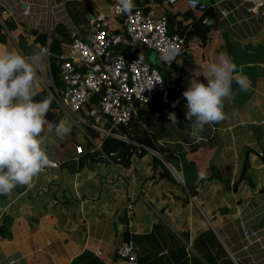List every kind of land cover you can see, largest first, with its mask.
<instances>
[{"label":"crops","instance_id":"obj_1","mask_svg":"<svg viewBox=\"0 0 264 264\" xmlns=\"http://www.w3.org/2000/svg\"><path fill=\"white\" fill-rule=\"evenodd\" d=\"M199 1L204 12L189 9L187 0H134L166 14L170 32L185 38L170 64L126 38L119 51L170 74L166 90L182 92L227 54L237 66L234 75L246 76L250 87L243 91L234 80L226 118L202 130L186 120V101L165 91L144 107L151 117L139 114L128 127L114 128L117 138L108 134L106 117H89L90 105L78 118L61 111L54 94L62 82L52 67L67 58L70 31L87 37L99 13L110 15L112 0H0V47L39 56L35 99L52 98L43 135L57 164L0 195V264H236L233 258L264 264V162L249 150L264 151V14L246 11L258 0ZM27 5L32 10L23 16ZM122 29V18H112V33ZM54 118L71 123L63 139L47 131ZM136 137H148L160 152ZM110 139L117 145L112 157L102 150ZM247 153L252 166L233 190ZM243 228L256 231L259 241L247 239ZM123 243L136 252L135 262L117 257Z\"/></svg>","mask_w":264,"mask_h":264},{"label":"built area","instance_id":"obj_2","mask_svg":"<svg viewBox=\"0 0 264 264\" xmlns=\"http://www.w3.org/2000/svg\"><path fill=\"white\" fill-rule=\"evenodd\" d=\"M187 4L191 10L200 12L206 10V5L199 0L194 4L187 0ZM109 9L110 15L99 13L91 21L87 37L76 29L70 31L68 56L59 66L62 89L56 91L54 95L61 111L77 118L79 112L90 105L93 98L98 95L97 105L89 111V117H106L110 124L108 134L120 138L119 135L113 134V129L118 126L128 127L137 121L140 108L146 107L158 95L164 93L166 83L161 69L141 58H129L124 52L115 51L113 46L126 38L134 44L154 50L159 58L160 53L167 48L177 49L179 56L184 51L185 38L171 33L167 15L157 13L154 7L144 8L142 5H135L130 13L123 14L119 11L118 0H112ZM219 9L221 15L227 13L225 8L220 6ZM31 10L27 5L22 15L28 16ZM246 11L256 17L263 16L264 0L249 3ZM114 17L123 20L122 34H114L111 31ZM209 20L208 17H204L202 22L206 23ZM162 63L170 64L164 61ZM55 125L54 118L51 126ZM127 140L133 142L130 138ZM134 145L140 152L141 147L137 143ZM76 149L77 152L82 151L81 147ZM108 155L112 157L115 154L110 152ZM56 165L52 163L51 166ZM242 231L247 239L253 236L259 241L256 231L247 228H243ZM116 254L118 258L131 263L137 260L136 252L127 243L121 244ZM233 259L236 264H240L236 258Z\"/></svg>","mask_w":264,"mask_h":264},{"label":"clouds","instance_id":"obj_3","mask_svg":"<svg viewBox=\"0 0 264 264\" xmlns=\"http://www.w3.org/2000/svg\"><path fill=\"white\" fill-rule=\"evenodd\" d=\"M191 2L194 4L196 0ZM118 3L123 14L135 7L134 0H118ZM178 54L175 48L164 49L160 61L171 63ZM39 64L38 55L26 57L16 50L0 47V195H10L18 186L29 185L52 165L46 150L47 138L43 135L52 98L35 99ZM236 70L234 61L224 54L193 76L183 97L186 120L195 129L202 130L206 124L226 118L224 100L232 95L234 80L241 90H248L247 77L235 76ZM201 75L204 81L199 79ZM168 115L170 122L177 121L175 112ZM47 131H54L56 137L63 139L71 133L72 126L61 119L54 128L49 124Z\"/></svg>","mask_w":264,"mask_h":264},{"label":"trees","instance_id":"obj_4","mask_svg":"<svg viewBox=\"0 0 264 264\" xmlns=\"http://www.w3.org/2000/svg\"><path fill=\"white\" fill-rule=\"evenodd\" d=\"M129 58H134V56H129ZM60 66V63H56L54 64L52 67H53V71H57L58 68ZM167 95L170 97L171 96V99L172 100H175V101H178V102H182V101H186L185 98L183 97V92L182 91H178L176 90L175 88L173 89H170L168 88L167 90H165ZM99 99V96L96 95L93 100H92V103L90 104V108H94L96 107L97 105V101ZM170 103V102H169ZM90 109V110H91ZM140 116L143 118V119H146L147 117H151L150 114L148 113V111L145 109V108H140V112H139ZM136 139L139 141V143H141L142 145H145L146 147L148 148H151L153 149L154 151H158L160 152V148L159 146L157 145H154L148 137L146 138H140V137H136ZM116 140V139H115ZM118 142V141H116ZM120 144H122L123 146H126L125 144L118 142ZM117 149V145L116 143L112 142V139L108 140L103 146H102V150L103 152H105L106 154H109V152H114V150ZM131 149V146H128V151Z\"/></svg>","mask_w":264,"mask_h":264},{"label":"water","instance_id":"obj_5","mask_svg":"<svg viewBox=\"0 0 264 264\" xmlns=\"http://www.w3.org/2000/svg\"><path fill=\"white\" fill-rule=\"evenodd\" d=\"M120 47H121V44L119 43V44H117V45H114V46H113V49H114L115 51H119ZM162 75H163V77H164V81H165L166 85H169V84L172 83L171 75H170V74H168V73H166V72H163ZM249 150L252 151V153L256 154V155L258 156V158L260 159V161L264 162V151L258 153V152H255L253 149H250V148H249ZM246 152H247V151H246ZM251 166H252V163L249 161V153H247V154H246V161L244 162V165H243V169H242L241 177H240V179L238 180V182H236V183L234 184V186H233V190H236V187H237L239 181H242L243 179H246V178H247L246 173H247L248 168L251 167Z\"/></svg>","mask_w":264,"mask_h":264}]
</instances>
